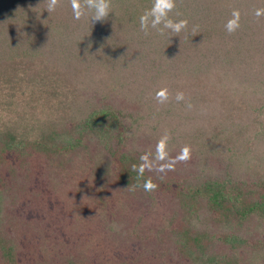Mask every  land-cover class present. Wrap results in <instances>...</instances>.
Returning <instances> with one entry per match:
<instances>
[{"label": "trees", "instance_id": "trees-1", "mask_svg": "<svg viewBox=\"0 0 264 264\" xmlns=\"http://www.w3.org/2000/svg\"><path fill=\"white\" fill-rule=\"evenodd\" d=\"M78 2L0 0V264H108L43 237L69 180L100 207L109 184L176 198L182 263L264 264V0H174L178 33L140 28L155 0Z\"/></svg>", "mask_w": 264, "mask_h": 264}, {"label": "rangeland", "instance_id": "rangeland-1", "mask_svg": "<svg viewBox=\"0 0 264 264\" xmlns=\"http://www.w3.org/2000/svg\"><path fill=\"white\" fill-rule=\"evenodd\" d=\"M74 183L69 180L62 185V194L52 202L57 208L44 207L56 215L54 225L59 232L43 235L48 242L59 239L79 245L83 257L94 262L123 264L138 259L137 264H186L173 257L170 242L171 226L181 208L176 198L158 195L148 199L119 192L109 184L107 204L100 207L89 192L80 193ZM192 220L198 228L205 225L203 218L194 216Z\"/></svg>", "mask_w": 264, "mask_h": 264}, {"label": "clouds", "instance_id": "clouds-1", "mask_svg": "<svg viewBox=\"0 0 264 264\" xmlns=\"http://www.w3.org/2000/svg\"><path fill=\"white\" fill-rule=\"evenodd\" d=\"M57 0H49L47 10L50 13L56 6ZM87 9L90 11L92 23L96 20H101L109 16L110 8H109V0H87L86 4ZM174 7V0H155L152 8L145 12L140 17V28L142 30H147L149 26L152 28H157L158 25H163L164 29H169L172 32H180L184 29L187 24V21L184 19L180 20H172L168 17L169 11ZM72 9H73V17L74 19L79 20L82 13L80 3L78 0H72ZM256 15H260V11L257 10ZM151 16V21L149 23L148 17ZM232 16L236 19H230L226 22L225 28L228 32H233L239 25L236 22L239 18V11L234 10ZM158 98L164 100L167 98L165 91H160L157 93ZM177 100L183 99V93H177ZM187 156V149L184 150V157ZM158 158L163 159V155L159 153L158 150ZM141 159H145L141 157ZM145 166L151 168V165L142 164L139 169H137L139 174H143ZM163 170V169H161ZM145 190H151L155 187V185L151 182V180H147L144 183Z\"/></svg>", "mask_w": 264, "mask_h": 264}]
</instances>
